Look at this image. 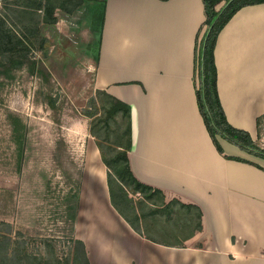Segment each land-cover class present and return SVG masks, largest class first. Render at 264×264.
Masks as SVG:
<instances>
[{"label": "crops", "instance_id": "1", "mask_svg": "<svg viewBox=\"0 0 264 264\" xmlns=\"http://www.w3.org/2000/svg\"><path fill=\"white\" fill-rule=\"evenodd\" d=\"M205 20L203 0L106 1L99 60L89 61L92 93L109 99L112 113L129 111L133 174L167 202L192 205L190 217L198 206L202 230L184 238L169 231L165 240L160 233L174 230V218L150 215L136 223L141 234L84 183L75 237L89 264H264V159L222 137L219 153L197 103L195 50ZM215 61L228 122L254 138L264 114V3L241 8L225 25ZM92 159L106 169L98 146ZM102 172L85 176L102 179L106 190ZM146 218L154 224L140 226Z\"/></svg>", "mask_w": 264, "mask_h": 264}, {"label": "rangeland", "instance_id": "2", "mask_svg": "<svg viewBox=\"0 0 264 264\" xmlns=\"http://www.w3.org/2000/svg\"><path fill=\"white\" fill-rule=\"evenodd\" d=\"M68 1L66 10L55 9V23H45L42 18L46 11L35 8L37 0H0V16L26 39L30 59L44 62L47 68L44 74L31 73L25 64L12 70L8 78L1 75L0 68V264H76L73 239H77L75 224L84 183L99 194L101 203L107 204L110 198L106 179V190L102 179L87 180L88 174L93 176L94 163L87 161V154L98 146L102 161L103 152L112 160L118 144L127 142L126 121L122 119L117 126L110 118V100L94 95L90 85L94 70L89 71V61L97 53L99 38L93 24L97 5L90 0ZM206 28L204 25L200 36ZM48 94L57 100L55 109L45 101ZM11 112L24 123L21 169L16 145L10 138ZM120 116L117 114V119ZM62 139L65 146L60 144ZM254 139L264 148V128ZM105 166L102 171L108 172ZM128 193L137 206L136 210L126 209L133 219L147 217L151 208L165 217L162 205L149 206L144 194L131 187ZM159 197L156 194L155 199ZM172 208L176 211L172 216L174 230L167 228L160 233L165 240L171 234L184 238L192 233V227L184 223L188 222V210L179 204ZM194 217L191 214L189 218ZM146 219L139 225L155 222Z\"/></svg>", "mask_w": 264, "mask_h": 264}, {"label": "trees", "instance_id": "3", "mask_svg": "<svg viewBox=\"0 0 264 264\" xmlns=\"http://www.w3.org/2000/svg\"><path fill=\"white\" fill-rule=\"evenodd\" d=\"M90 1L96 3L97 5L95 17L93 18V24L94 28L96 25L95 30L99 36L97 42V53L95 57V61L96 63H98L99 48L102 40V28L105 19L107 0ZM68 3V0H61L57 4H54L53 2L48 3V0H37V6L35 8L38 10L46 11L45 16L42 18L43 22L55 23V9L63 7L66 10L68 7ZM260 3H264V0H203L206 13L205 25L207 26V28L202 36H200L199 32L196 42V76H198L199 78V83L197 84L196 82V97L199 111L203 117L209 135L212 138V141L219 153L224 154V149L218 138L222 137L228 142L238 146L241 150L264 159V148L260 147L257 144L253 136L248 131L236 128L228 122L219 97L218 70L215 61V47L219 34L221 33L225 25L241 8L248 5H255ZM29 51L30 48L29 44L26 42V39L23 37H19L16 31L7 24V21L0 16V68L2 67L1 75L4 74V77L8 78L10 77V72L12 70L21 69L25 64L29 65V70L31 71V73L37 72L39 74H44L43 72L47 71L44 62H41L38 59L31 60ZM45 101L51 108H56L57 100L52 94H48ZM117 114L121 115L119 119H117L116 117ZM112 115L113 117L110 116V118L115 119L114 122L117 124V126H119V123L122 119L126 121L125 130L128 137L125 144H118V147L120 148H118V151L115 154L114 158H112V160L107 158L105 152H103L104 161L109 167V171L107 172V182L111 203L136 231L144 234L136 224L137 221H139V218L136 220L133 219L126 211V209H128V206L133 210H136L137 208V206L134 205L133 200L129 196V187L143 193L145 196L144 202H146L149 206L162 205L163 208L161 209H164L163 211L166 212L164 218L159 216L160 212L152 210V208V211L150 210L149 212L150 214L148 216L151 217L150 215H152L156 220L162 219L164 222H170L171 220H173V213L176 212L172 208L173 204H179L181 208H184L186 211L188 209H191V207L193 206L190 204H184L177 199H173L167 202L165 194L161 189L140 181L133 174L128 156L130 149L129 111L116 110ZM8 119L11 126L10 138L16 145L18 169H21L25 152L24 123L21 117L15 112H11ZM256 123L257 134H260V132L264 128V114L256 118ZM108 125H111L110 122H108ZM60 144L65 146L63 139ZM100 148L102 149L101 145ZM234 159L252 163L243 158ZM254 165L261 168V166L258 164ZM156 194L160 195L158 201L155 199ZM124 206L127 207L125 208ZM196 207L199 211V213L196 215L198 218V224L196 226L199 228H194L195 222H193V218H189L190 216H188V222H184L187 226L190 225V227H192L191 235H193L195 231L197 232L202 230V211L198 206ZM73 242L75 243L76 250L74 253L75 263L79 264L84 262V264H89L84 242L79 239H73ZM4 246H7V242L6 244H3V247ZM4 251L5 254H7V247Z\"/></svg>", "mask_w": 264, "mask_h": 264}, {"label": "bare ground", "instance_id": "4", "mask_svg": "<svg viewBox=\"0 0 264 264\" xmlns=\"http://www.w3.org/2000/svg\"><path fill=\"white\" fill-rule=\"evenodd\" d=\"M94 149V148H93ZM94 163L91 164V167H92V171H95L97 173V175L99 176H102L103 175V172H102V169L101 167L99 166V164L94 161V159H92ZM98 161V160H97ZM103 177V176H102Z\"/></svg>", "mask_w": 264, "mask_h": 264}]
</instances>
